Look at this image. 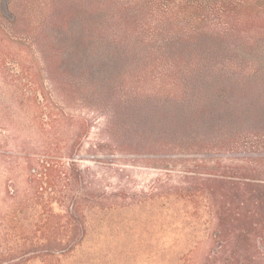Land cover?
I'll return each instance as SVG.
<instances>
[{"label":"rangeland","instance_id":"rangeland-1","mask_svg":"<svg viewBox=\"0 0 264 264\" xmlns=\"http://www.w3.org/2000/svg\"><path fill=\"white\" fill-rule=\"evenodd\" d=\"M102 1L0 0L6 34L0 31V264H205L213 251L206 198L168 205L160 186L181 184L185 160L237 156L162 152V129L153 128V119L136 131L119 121L109 128L125 76L140 69L126 62L112 35L115 9H102ZM233 53H213L212 60L234 72L227 63ZM238 55L243 68L256 70L248 87L262 95L232 101L263 106L264 44ZM145 80L126 81L151 90L152 80ZM31 154L62 156L66 164L72 155L77 164L73 184L85 199L89 235L72 254L45 253L51 232L42 227L47 212L28 183L23 158ZM2 155L20 158V165ZM15 192L17 200L10 197Z\"/></svg>","mask_w":264,"mask_h":264},{"label":"trees","instance_id":"trees-1","mask_svg":"<svg viewBox=\"0 0 264 264\" xmlns=\"http://www.w3.org/2000/svg\"><path fill=\"white\" fill-rule=\"evenodd\" d=\"M100 5L114 7L113 38L126 62L140 69L125 76L109 128L119 121L136 131L153 119V128L162 129V152L237 156L229 162L185 160L181 184H162L160 195L172 206L206 198L213 251L205 264H264V105L232 101L262 95L248 87L256 70L243 68L238 54L264 44V0H103ZM228 51L235 52L227 62L234 72L212 60L213 53ZM137 76L141 83L151 79L153 88L127 86V77ZM230 82L244 87H228ZM1 158L20 165V158ZM61 158H23L30 190L47 212L42 227L51 234L45 253L53 258L72 254L89 235L85 199L73 184L77 164L72 155L66 157L69 164ZM10 197L17 200L18 192Z\"/></svg>","mask_w":264,"mask_h":264}]
</instances>
